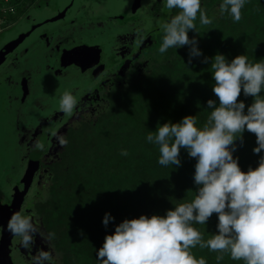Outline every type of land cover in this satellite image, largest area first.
<instances>
[{
	"label": "trees",
	"instance_id": "1",
	"mask_svg": "<svg viewBox=\"0 0 264 264\" xmlns=\"http://www.w3.org/2000/svg\"><path fill=\"white\" fill-rule=\"evenodd\" d=\"M32 2L0 0V24H7L15 13H24ZM220 2L202 0L201 7L214 18L213 22L202 26L197 17L196 32L188 33L190 39L197 40L202 56L189 64L188 46L159 53L164 35L161 25L179 11L168 10L159 21L157 41L148 51L153 59L149 68L137 74L127 68L123 74L127 77L129 71V81L107 84L104 111L93 112L88 118L80 116L79 121L72 115L62 150L47 166L51 178L44 188L46 196L35 205L51 234L57 264H98L96 250L105 235L112 234L123 220L141 215L163 216L166 210L194 199L196 160L181 149L180 167L160 166L158 146L146 142V136L149 131L154 134L158 125L177 123L189 115L196 117L197 127L207 122L211 110L206 109V101L218 104V98L212 92L215 82L211 78V60L202 63L205 57L220 53L229 61L242 54L252 62L264 59V0H248L239 23H233L226 13L220 14ZM5 4L13 11L4 12ZM238 100H243L247 108L253 98L241 93ZM255 141V135L245 131L242 142H235L233 156L239 158L242 171L258 166L259 156L252 152ZM122 149L127 150V156L120 154ZM106 212L114 217L107 228L102 225ZM216 223L213 214L206 225L192 226L207 240L215 233ZM191 253L197 259L204 258L207 264H217L219 253L199 246ZM220 264L243 261H233L224 253Z\"/></svg>",
	"mask_w": 264,
	"mask_h": 264
},
{
	"label": "clouds",
	"instance_id": "2",
	"mask_svg": "<svg viewBox=\"0 0 264 264\" xmlns=\"http://www.w3.org/2000/svg\"><path fill=\"white\" fill-rule=\"evenodd\" d=\"M177 14L161 25L164 35L158 49L164 54L168 49L188 46L189 60L202 56L195 37L199 18L202 26L210 25L213 17L201 7L202 0H162ZM248 0H221V15H229L233 23L242 19L241 10ZM143 40V34L138 33ZM211 60L212 86L217 101H206L211 110L203 127H197L195 116H185L179 122H166L149 131L146 142L158 146L157 163L160 166H181V149L194 158L193 182L195 197L190 202L179 203L163 216L141 215L125 219L115 226L114 232L105 235L102 246L96 250L98 264H207L204 258H195L191 249L199 246L219 253L217 264L227 253L233 261L243 264H264V59L252 62L247 55H237L230 61L217 53L205 57ZM252 97L247 106L238 97ZM76 100L70 92L60 97V109L70 113ZM246 109V110H245ZM247 131L256 137L254 155L259 156L258 166L242 171L239 158H234L236 141L242 142ZM239 134V135H237ZM63 142V141H62ZM122 156L127 150L122 149ZM216 214V231L204 240L193 224L206 225ZM114 217L105 213L102 225L107 228ZM7 229L21 238L24 246L32 242L35 228L32 217L14 213ZM51 261L47 253H41L35 264Z\"/></svg>",
	"mask_w": 264,
	"mask_h": 264
},
{
	"label": "flooded vegetation",
	"instance_id": "3",
	"mask_svg": "<svg viewBox=\"0 0 264 264\" xmlns=\"http://www.w3.org/2000/svg\"><path fill=\"white\" fill-rule=\"evenodd\" d=\"M74 3L75 0H67L63 5L59 3V0H33L27 8L33 9L38 7V9H47L49 12H52L51 15L34 21L33 17L25 11L24 13L27 14L22 13L21 16H24L23 21H26L28 27L23 32L17 33L16 37L11 40L29 31L32 26L59 17L57 21L53 22L56 25L53 28L48 27V24L40 25L29 36L31 38L29 45L33 46H22L20 48L19 46L25 39L14 52L6 55L4 62L0 65V97H2V101L4 102L2 105L5 103L7 105L6 109H1L0 118L4 119L9 126L14 127L15 131L12 130V135L10 136L16 139L15 143L17 141L18 153L16 160L19 165L23 166L26 164V168L21 170V176L17 177V181L11 186L6 187L5 191L0 190V263L2 261V264L8 263L7 259L2 258L7 254V250L12 264H35L41 253H47L51 257V261H45L44 264H57L51 234L46 230L41 217L35 209L36 202L39 199L38 195L41 192H45L44 188L50 182L51 173L47 170V166L54 163L62 150L72 115L74 116L72 119L79 121L81 119L80 116L88 118L93 112L97 113L98 104L102 103L103 105L104 100H106L104 98V87L107 84L124 83L130 80L128 79L130 77L129 71L137 74V71L143 72L149 68L153 59L148 51L155 45L157 36L159 35L160 28L157 23L159 24V21L166 15L160 14L161 12L158 9L162 4V0L127 1L124 8L117 14L111 12L108 16H104L106 24H103V29L99 35H94L95 39L103 42L105 41L103 30L107 28V31L113 32L112 37H106V40L111 39L113 44L111 53L106 52L107 45L105 42H99L97 45L89 44V47H98L96 48L97 51H91L90 55L87 54V57L85 56L82 62H75L72 58H67L64 55L71 47L68 50H62L63 44H65L67 39L63 38L66 36L61 37V34H71V27L73 30L76 29L79 32L89 25H99L105 22H100L99 18L93 14H90V17L88 16L90 12L96 11L91 9V6L87 8L88 4L85 5L80 2L77 8H73ZM72 16L73 18L70 19ZM58 26L60 27L58 28ZM33 33L34 35H32ZM116 33L117 37H115ZM138 33L143 34V40L139 38ZM57 34L60 36V38H57L58 40L54 38V35ZM91 38L93 39V37H89V39ZM92 39L91 42L94 41ZM52 41H54V44H52ZM4 44L0 46V49ZM59 49L61 51H58ZM56 50L57 54H55ZM33 51L36 54L34 57L37 65L34 68L23 66L27 60L28 52ZM80 55H85V53L83 52ZM127 68L129 70L127 71L128 76L124 77L123 71ZM25 69L30 74H38L39 78H41L42 72L45 70L50 72L52 77H64L65 82H63V85L65 83L70 88V83L75 81L73 79H79L80 76L78 74L82 73L85 74L83 76L87 79L96 81V88L90 95L85 96V98L81 97V101H76V106L73 109L74 112L67 114L61 111V109L51 111L48 116L49 121L45 122L47 126H43L44 121H41V125L33 126L29 124L27 128L25 122L21 125H17L16 122L13 124L14 117L12 118L9 112L12 110V104L21 98V100H24L23 107L21 108L23 112L34 106H38L34 103L30 107L26 106L27 103H30L29 101L33 100L30 99V95L34 93L32 90L34 84L33 79H29V81L24 80L27 72L23 73L22 71H25ZM12 77L15 78V81H17L16 79H23V82L14 81L10 85L7 82ZM47 77L49 78V76ZM15 83L16 95H11V90ZM69 92L79 95V93L72 92L70 89ZM102 109L104 111L106 107ZM17 113L19 114L21 111H17ZM39 145L42 147L38 152ZM48 146H50L49 150L47 149ZM23 147L26 148V151L23 149L24 155L21 152ZM36 149L37 153L35 154L34 151ZM29 179L31 180L28 185ZM17 212L32 217L35 231L32 233V242L29 246H24L21 238L12 234L5 226L12 214ZM9 237L10 240H8Z\"/></svg>",
	"mask_w": 264,
	"mask_h": 264
},
{
	"label": "rangeland",
	"instance_id": "4",
	"mask_svg": "<svg viewBox=\"0 0 264 264\" xmlns=\"http://www.w3.org/2000/svg\"><path fill=\"white\" fill-rule=\"evenodd\" d=\"M127 1L129 2V0H75V3L73 4V8H77L78 5L80 4V2H82L83 4H88L87 8H90L96 11H92L88 14V16L90 14L95 15V17H98L100 22H105L104 21V16H108V14H110L111 12H113L114 14H117L118 12H120L125 4L127 3ZM65 2H67V0H59V3L61 5L65 4ZM4 6V5H3ZM162 7V9H161ZM9 6L8 4H5V9H6V13L9 12ZM105 9V10H103ZM159 12H161L160 14L164 15L167 12V8L164 6L163 2L160 5V7L158 8ZM13 11V9H12ZM26 12L31 15L34 19V21L37 20H41L44 17H48L49 15H51V11L49 12L47 9H38V7L36 8H27ZM5 13V14H6ZM10 13V12H9ZM24 13V14H27ZM88 13V11H87ZM22 14V13H21ZM21 14L19 13H15L13 15L10 16V20L9 22L6 24L5 22H2V24H0V46L4 43H6L7 41L11 40L12 38L16 37L17 33H21L23 32L27 27L28 24L26 23V21H23L24 16H21ZM71 15V14H69ZM68 15V16H69ZM90 17V16H89ZM6 18V17H5ZM73 16L70 18L72 19ZM106 20V19H105ZM76 21V19H75ZM89 22V21H87ZM103 24H99V25H89L87 28L83 29L82 31H77L76 29L73 30V28L71 27V34L70 33H65V34H61L62 36H66L63 37L65 39H67V41H63L65 42V44H63L64 46L62 47L63 51L68 50V48L70 47H74L77 45H97L99 44V39H95L94 35H99L100 31L103 29ZM56 25V23H49L48 27H54ZM158 25V23H157ZM60 26H58L59 28ZM50 29V28H49ZM103 37L104 40L101 43H106L107 47H106V52L107 53H111V49H112V41L111 39L106 40V37H112L113 36V32L103 30ZM34 35V33L32 34ZM36 35V34H35ZM38 35V34H37ZM89 37H93L91 42V39H89ZM115 37H117V33L115 35ZM54 38H60L59 34L54 35ZM30 37L26 38V40L19 46L20 48L23 46H30L29 45V41H30ZM58 40V39H57ZM102 40V39H101ZM55 41V40H54ZM54 41H52L54 44ZM51 44V45H52ZM33 45H31L32 47ZM103 46V45H102ZM93 47V46H92ZM58 51H61V49H59ZM39 53V52H38ZM57 50L55 51V54H57ZM35 52H28V56H27V60L24 63L23 66H28V68H33L35 67L37 64L35 62ZM10 65V64H9ZM144 67H146V65L143 64ZM147 68V67H146ZM27 72L25 75V81H29V79H33V91L34 93L31 94V98L33 99L32 101H29L30 103H27V107H30L32 105V103L37 104L38 106H34L31 109L26 110L24 108V110L26 111H22V105L24 103V100L19 99V101H16L12 104V110L9 111L10 112V116L13 119V124L21 125L23 122L26 123V127L28 128L29 124H32L33 126H36L38 124H40L41 121L43 122V126H47V121L48 120V116L51 113V111H55V110H60V97L63 95L64 92H69V89L72 92L75 93H79L80 97L78 94H73L75 100L76 101H81V97L90 95L92 92H94V89L96 88V81L95 80H90L87 79L85 76V74H78L80 76V78H76L73 79L75 81H72L70 83L71 88L67 87L63 82L64 81V77L60 78L57 76L52 77V74L48 71H43L41 78L38 77V74L34 73V74H30L29 71H27L25 69V71ZM141 71H137V73H140ZM46 75V76H44ZM49 76V78L47 77ZM23 78V77H22ZM130 79V77L128 78ZM17 81L23 82V79H16ZM15 81V78L12 77L11 80L7 83H9L10 85L13 84ZM15 81V82H17ZM67 81V78H66ZM71 81V80H70ZM68 81V82H70ZM66 86V87H65ZM17 87H19L17 85ZM16 83L14 85V87L11 90V95H16ZM73 89V90H72ZM78 91V92H77ZM4 95H6L4 93ZM84 95V96H82ZM15 99V98H14ZM16 100V99H15ZM18 100V98H17ZM105 102L98 104V108H97V112H101L104 108L106 107V100H104ZM0 111L1 109H6L7 105L6 103L4 105H2L4 102L2 101V97H0ZM2 106V107H1ZM10 106V105H9ZM17 111H21V113H17ZM60 112V111H59ZM74 112L73 110L71 111V113ZM68 114V113H67ZM68 120V119H66ZM41 125V124H40ZM5 128V129H3ZM0 130H2V132H0V190L5 191L4 189L8 186H11L13 183H15L17 181V177H20L21 175V170L26 168V164L19 165L18 161L16 160L17 157V153H18V146H17V141L15 143V138L11 137L10 135H12V130L15 131L14 127L9 126L8 123H6V121L2 118H0ZM49 145V144H48ZM39 148H41L42 146L39 145ZM50 146L47 147V149L49 150ZM26 149L25 147L22 148L23 155H24V150ZM26 151V150H25ZM40 150L38 149V152ZM34 153H37V149L36 151H34ZM58 153V151H57ZM22 154V153H21ZM20 155V154H19ZM18 155V156H19ZM41 191V190H40ZM46 193L45 192H41L38 195L39 199H42V197H45ZM34 199V198H33Z\"/></svg>",
	"mask_w": 264,
	"mask_h": 264
},
{
	"label": "water",
	"instance_id": "5",
	"mask_svg": "<svg viewBox=\"0 0 264 264\" xmlns=\"http://www.w3.org/2000/svg\"><path fill=\"white\" fill-rule=\"evenodd\" d=\"M59 19V17L58 18H55V19H50V20H48V21H44V22H42L41 24H37V25H35V26H32L30 29H29V31H27L26 33H24V34H22V35H18L17 36V38L16 39H14V40H11V41H9V42H7V43H5L2 47H1V49H0V65L4 62V60H5V57H6V55H9V54H11L12 52H14V50L26 39V38H28L29 36H30V34L32 33V31H34L36 28H38V27H40V25H42V24H44V25H46V24H51V23H53V22H55V21H57ZM96 48H98V47H89V46H87V45H85V44H82V45H77V46H74V47H71V49L70 50H68L67 52H65L64 53V55L67 57V58H72V60H75V62H77V61H80V62H82V60H83V58L87 55V54H89L90 55V52L91 51H93V52H96L97 50H96ZM85 53V55H80L81 53ZM87 57V56H86ZM25 63V62H24ZM73 64H75V63H73ZM27 67V66H26ZM34 68V67H33ZM34 171H35V169H34ZM33 171V172H34ZM32 174V173H31ZM30 180L31 179H29V181H28V185H29V183H30ZM13 215V214H12ZM10 219V218H9ZM9 219H8V221H9ZM4 224V223H3ZM7 224L8 223H6V228H7ZM11 234V233H10ZM9 236V235H8ZM8 240H10V237H9V239ZM7 246H8V242H7ZM3 259H7V261H8V263L7 264H12L11 263V260L9 259V257H8V250H7V254L4 256V257H2ZM0 264H2V261H1V263ZM6 264V263H5Z\"/></svg>",
	"mask_w": 264,
	"mask_h": 264
},
{
	"label": "built area",
	"instance_id": "6",
	"mask_svg": "<svg viewBox=\"0 0 264 264\" xmlns=\"http://www.w3.org/2000/svg\"><path fill=\"white\" fill-rule=\"evenodd\" d=\"M5 2H6V0H5ZM3 11L4 12L6 11L5 7L3 8ZM9 12H12V8L11 7L9 8Z\"/></svg>",
	"mask_w": 264,
	"mask_h": 264
},
{
	"label": "bare ground",
	"instance_id": "7",
	"mask_svg": "<svg viewBox=\"0 0 264 264\" xmlns=\"http://www.w3.org/2000/svg\"><path fill=\"white\" fill-rule=\"evenodd\" d=\"M6 217H7V215H6Z\"/></svg>",
	"mask_w": 264,
	"mask_h": 264
}]
</instances>
